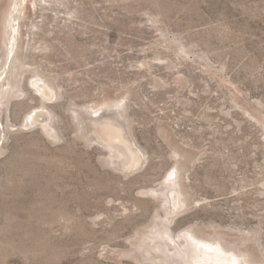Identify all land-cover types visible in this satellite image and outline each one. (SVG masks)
Listing matches in <instances>:
<instances>
[{
	"label": "rangeland",
	"instance_id": "obj_1",
	"mask_svg": "<svg viewBox=\"0 0 264 264\" xmlns=\"http://www.w3.org/2000/svg\"><path fill=\"white\" fill-rule=\"evenodd\" d=\"M11 2L0 0L2 23ZM34 2L26 1L25 42V25L37 17ZM64 2L47 12L41 36L53 48L36 58L64 92L52 105L59 131L23 127L28 103L20 107L21 100L5 111L0 264H151L135 252L139 233L170 210L145 191L159 187L174 166L162 127L190 157L182 186L191 206L180 209L174 233L217 230L237 241L257 232L259 241L244 247L264 260V0ZM176 34L194 55L162 43ZM123 83H131L134 134L149 158L129 175L106 166L107 151L81 137L68 111L118 97ZM35 100L29 105L38 107Z\"/></svg>",
	"mask_w": 264,
	"mask_h": 264
},
{
	"label": "bare ground",
	"instance_id": "obj_2",
	"mask_svg": "<svg viewBox=\"0 0 264 264\" xmlns=\"http://www.w3.org/2000/svg\"><path fill=\"white\" fill-rule=\"evenodd\" d=\"M26 1L27 0H12L3 18V23L0 20V141L6 131L4 128L5 111L13 99L21 100L17 103V105L21 107L27 105V103L29 105L28 101L34 98L37 100L39 98L40 103L38 102V107H33L34 105H29L28 107L27 105L25 107L26 111L20 112L26 115V122L23 127L31 128L39 126V128L43 129L45 133L51 136L54 131H59L56 130V126L54 127L53 125V122H55V105H52L59 103V101L64 98V92L62 91L59 81H55L56 84L54 85V82L48 78L46 71H44L45 69L42 68L43 64L38 63L36 58L37 56H46L45 58H47L51 48H53L49 42L45 41L44 37L41 36L42 33L45 34L44 24L47 19V12L50 10L55 12V7L65 5V2L64 0H34L33 8L37 17L31 20V24L25 25L27 27V34L29 35V37L26 36L29 38L28 42H25L22 33L26 21ZM70 10L67 12L72 16L78 13L76 10ZM161 29L163 31V28ZM164 33L162 35L166 37ZM171 33L170 31V35ZM179 37H177L176 34L174 39L171 40L169 37L163 38L165 40H162V43L165 41L168 47L174 48V46H177L179 49L176 51L184 54L183 56H187L193 51L188 49L189 47H187V45L182 42L183 40L181 41V37ZM173 48H171V50L174 52L175 49ZM195 53L194 51L192 55ZM197 55L201 57L200 52L199 54L197 53ZM202 55H204V53ZM163 56H161L160 61H162L161 59H163ZM206 56L207 53L203 57ZM164 57L166 58V56ZM169 60L171 61V58H168V63ZM171 62H173V60ZM194 63H196V61ZM138 64L140 63L138 62ZM148 64L147 61L146 63L144 61L142 63L144 67ZM33 66L36 67L33 68ZM38 66H41V68H37ZM147 67L149 66H146V70ZM221 67L223 68V66ZM149 69L152 68L150 67ZM128 85L127 83H123L120 89L121 93L118 97L104 96V98L102 97V100L99 99L97 102L98 104L94 106H87L84 109L76 106L68 109V111L72 113L80 129L79 131H81V137H83L88 144H98L107 151L104 159L106 166L119 171H127L125 175H129L135 169L144 167L149 159L147 151L140 145L134 134V125L136 121L134 118L135 115H132V108L136 103L132 98L133 94L127 89ZM154 85H156V83ZM154 88L156 87L154 86ZM162 89H165V87H162ZM156 91L157 90H155V92ZM100 92H102V90ZM99 96H101V93H99ZM97 98L93 100H97ZM27 107L30 109L29 111ZM232 107L240 108V105L235 103V106L232 105ZM44 115H47V119L41 121V117ZM20 116L21 115H19L18 118H20ZM250 117L253 118L252 114H250ZM9 118L12 122H17V120H12V109L9 110ZM167 131L165 127L160 128L161 136L170 146V157L171 160H173L172 163L174 166L159 187L147 189L145 191H149V195L166 202V207L169 206L170 210L167 212L166 209L164 211L166 214L158 212L154 216L152 223L144 231L139 233L140 237L136 243L138 250L136 249L137 252L135 253L139 254L138 257L145 259L144 262L150 260L151 264H264V260H257L252 252L244 247L246 245L248 246V243L251 241H259L257 232L254 234L248 231L244 234L241 228L239 232L243 233L244 236L240 238V240L238 239L239 241H227L225 236L217 230L210 233H199L195 228H189L181 234L177 235L174 233L175 231L172 230L171 225L180 214V209L186 210L191 206L189 196L183 191L182 186L188 170V166H186L185 162L189 161L190 157L177 143L172 141ZM194 159L195 158L191 159V164H195L196 159ZM236 229L237 228H235V230ZM260 246L263 247V244L261 243Z\"/></svg>",
	"mask_w": 264,
	"mask_h": 264
}]
</instances>
